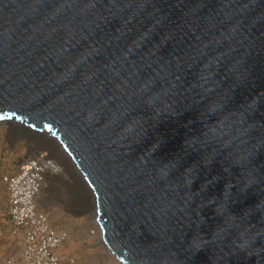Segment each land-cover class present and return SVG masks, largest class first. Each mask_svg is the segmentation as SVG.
Wrapping results in <instances>:
<instances>
[{"label": "water", "instance_id": "water-1", "mask_svg": "<svg viewBox=\"0 0 264 264\" xmlns=\"http://www.w3.org/2000/svg\"><path fill=\"white\" fill-rule=\"evenodd\" d=\"M0 123L120 264H264V0H0Z\"/></svg>", "mask_w": 264, "mask_h": 264}, {"label": "rangeland", "instance_id": "rangeland-1", "mask_svg": "<svg viewBox=\"0 0 264 264\" xmlns=\"http://www.w3.org/2000/svg\"><path fill=\"white\" fill-rule=\"evenodd\" d=\"M12 129L0 124V264L8 259L21 264L23 244L22 235H13L8 227L7 196L1 178L13 175L24 161L38 159L42 154L46 161L54 163V168L41 173L43 185L36 196L37 210L47 217L51 229L66 236L55 251L60 264H119L101 244L88 194L73 170L66 166L70 164L54 157L55 145L47 143L37 150L34 145L42 140Z\"/></svg>", "mask_w": 264, "mask_h": 264}, {"label": "built area", "instance_id": "built-area-1", "mask_svg": "<svg viewBox=\"0 0 264 264\" xmlns=\"http://www.w3.org/2000/svg\"><path fill=\"white\" fill-rule=\"evenodd\" d=\"M41 162L26 160L11 176L1 182L7 194L8 216L13 235L22 234L21 264H60L55 251L66 236L50 228L47 217L37 210L42 190ZM4 264H13L11 259Z\"/></svg>", "mask_w": 264, "mask_h": 264}, {"label": "bare ground", "instance_id": "bare-ground-1", "mask_svg": "<svg viewBox=\"0 0 264 264\" xmlns=\"http://www.w3.org/2000/svg\"><path fill=\"white\" fill-rule=\"evenodd\" d=\"M0 124H2V123H0ZM13 129H15V130H17V131H20L21 133H25L26 135H36V137H37V139H39V140H42V141H36V144L34 145V146H38L37 148H39V149H37V150H42V148H45L46 146H47V143L48 144H53V145H55V149H54V157L55 158H57V160L59 159L60 161H62L63 162V160L64 161H67L69 164H70V166L68 165V164H66V166L68 167V168H70V169H72L73 170V172L76 174V171H75V168L73 167V165L71 164V162H70V160L68 159V157L64 154V153H62V152H60L59 151V149H58V147L56 146V143L55 142H53L52 140H50L49 138H47L46 137V135L45 134H43V135H38V134H32V133H30V132H28V131H26V130H23V128H21V127H12ZM12 129V130H13ZM43 146V147H42ZM54 148V147H53ZM46 150V149H45ZM47 156H49L48 154H47ZM46 159H47V157L45 158V155H39V158L38 159H32L33 161H40L41 162V165H43V170L44 169H48V170H52V168H54L53 166H54V163L52 162V163H50L49 161H46ZM30 160V159H29ZM58 160V161H59ZM39 162V163H40ZM53 164V165H52ZM56 166V165H55ZM66 166H65V168H66ZM67 169V168H66ZM53 170H55V169H53ZM43 173V172H42ZM77 175V174H76ZM87 191V193H89V191L88 190H86ZM93 212H94V216H93V219L95 218V209L93 208ZM96 227H97V230H98V235H99V238H100V241H101V244L105 247V249L106 250H108V248L103 244V242H102V240H101V237H100V231H99V228H98V226L96 225ZM108 252L110 253V251L108 250ZM111 254V253H110ZM113 256V255H112ZM114 257V256H113ZM115 258V257H114ZM117 261V260H116ZM119 263V262H118ZM120 264V263H119Z\"/></svg>", "mask_w": 264, "mask_h": 264}, {"label": "crops", "instance_id": "crops-1", "mask_svg": "<svg viewBox=\"0 0 264 264\" xmlns=\"http://www.w3.org/2000/svg\"><path fill=\"white\" fill-rule=\"evenodd\" d=\"M5 191H6V190H5ZM6 196H7V194H6ZM7 205H8V204H7ZM7 211H8V210H7ZM7 214H8V212H7ZM8 220H9V216H8ZM8 227H10V230L12 229L9 221H8ZM19 233H20V232H19ZM19 233L16 234V236L18 235V237H20V234H21V233H20V234H19ZM21 235H22V234H21Z\"/></svg>", "mask_w": 264, "mask_h": 264}]
</instances>
